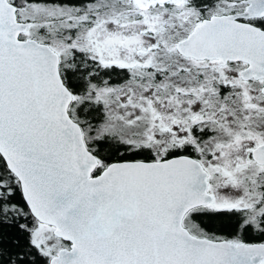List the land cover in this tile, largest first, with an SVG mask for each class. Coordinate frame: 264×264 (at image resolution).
<instances>
[{"label": "snow or ice", "instance_id": "snow-or-ice-1", "mask_svg": "<svg viewBox=\"0 0 264 264\" xmlns=\"http://www.w3.org/2000/svg\"><path fill=\"white\" fill-rule=\"evenodd\" d=\"M0 264H264V0H0Z\"/></svg>", "mask_w": 264, "mask_h": 264}]
</instances>
